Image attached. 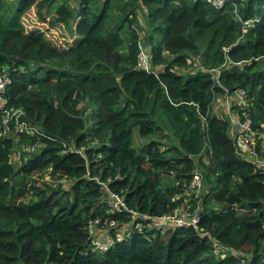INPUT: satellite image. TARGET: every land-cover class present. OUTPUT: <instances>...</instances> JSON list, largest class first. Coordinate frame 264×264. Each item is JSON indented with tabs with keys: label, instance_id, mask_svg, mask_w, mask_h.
<instances>
[{
	"label": "trees",
	"instance_id": "16d2710c",
	"mask_svg": "<svg viewBox=\"0 0 264 264\" xmlns=\"http://www.w3.org/2000/svg\"><path fill=\"white\" fill-rule=\"evenodd\" d=\"M33 7L71 35L79 20L77 46L26 35L19 19ZM1 76L0 103L44 136L5 135L0 113V264H264V167L237 149L231 114L213 111L246 91L264 158V0H0ZM18 136L40 151L19 164ZM49 168L71 189L39 183ZM110 193L156 217L185 204L199 227L129 234ZM98 219V237L115 239L106 252L88 230Z\"/></svg>",
	"mask_w": 264,
	"mask_h": 264
},
{
	"label": "built area",
	"instance_id": "2783aa9c",
	"mask_svg": "<svg viewBox=\"0 0 264 264\" xmlns=\"http://www.w3.org/2000/svg\"><path fill=\"white\" fill-rule=\"evenodd\" d=\"M227 0H213V5L216 8H222L226 4ZM225 51H228V49H224ZM143 66H148L147 64V56L142 53L140 58ZM188 63L191 64V60H188ZM213 73V79L219 81V76L221 74L220 70L213 69L211 70ZM10 84V80L6 76L0 77V92H5L6 87ZM236 97L239 103V106L246 110L248 107V101H247V92L244 90H238L236 92ZM0 103V113L4 114L3 117V128L4 133L7 136H13L15 134L18 135H29L32 138H39V136H44V134L40 131V129L33 125H29L27 121H25L23 118L25 116V113L23 109H15L11 108L10 110L5 109V106ZM233 125L237 126L236 129V146L237 149L243 153L246 154L249 158H253L261 164L264 167V158L261 159L257 150L255 144L252 142V137L256 135L254 131V124L253 120L251 118V114L248 111L247 114H245V119L242 121H235L233 119ZM28 151L35 153H40L39 151V144H32L27 148ZM30 154L27 159H30V156L33 155ZM12 159L14 160V163L17 162V153L12 155ZM27 159H24V162H26ZM50 171L52 172V169L50 168ZM51 172L47 176L46 174V180L50 182L49 184L55 188V181L51 177ZM54 183V184H52ZM104 187H107V184H104ZM188 190H193L194 197L197 199L199 198L200 189L204 187L203 184V174L202 170L200 168L195 169L192 172V178L187 183ZM110 198L106 200V205L108 208V212L111 214H129L130 217V223L127 226L129 234H131L134 231H140V232H147V231H153V230H160V231H167L168 227L170 225H176V227L181 229H189L193 228L195 230L198 229V225L200 222V215L197 214V212H193L190 210V207H187L185 204H182L177 209H175L174 213L169 215H164L162 217H156L152 216L148 213H143L138 210L132 209L128 206L127 202L124 200L123 197L117 195L116 193H110ZM117 223L115 221H111L109 224L106 223V226L108 228H115L117 227ZM102 226V221L100 219L91 221L88 225L89 234L92 237V245L95 250L106 252L110 248V246L114 243L113 238H107L105 240L100 239L98 237L99 227ZM103 227V226H102ZM132 228L134 229L132 231ZM118 241L122 240V237L117 238Z\"/></svg>",
	"mask_w": 264,
	"mask_h": 264
},
{
	"label": "rangeland",
	"instance_id": "374dc122",
	"mask_svg": "<svg viewBox=\"0 0 264 264\" xmlns=\"http://www.w3.org/2000/svg\"><path fill=\"white\" fill-rule=\"evenodd\" d=\"M53 14H55V11H53ZM144 19V18H143ZM20 23L24 27V33L30 34L31 32L34 31H39L40 33L43 34L44 39L46 42H48L50 45H52L54 48H58L59 50H65V49H70L72 47L77 46L79 42V37L76 34V24L79 22V20L76 21L74 24V33L71 35V31L67 28V26L63 23L56 24L55 26L50 25L51 19L49 17H41L38 14V9L36 7H33L32 9L28 10L25 12L21 17H20ZM147 20V19H146ZM144 21V20H142ZM150 30L148 28L147 36L149 35ZM162 34H158L157 32L155 33V38H156V43L157 41H160L162 39ZM238 100L236 97V93L232 95H224L221 97H218L217 100L215 101L213 105V111L217 114L222 112V110H226L228 117L231 116L234 118V120L237 121H242L240 119L235 118L239 117L238 111L235 110V108H240V111L243 113V116L247 114V109L243 110L240 106L238 107ZM230 118V117H229ZM232 118V120H233ZM235 126V125H234ZM236 131V128L234 129ZM255 133H257L255 131ZM257 140H260V136L255 135L252 137V142L256 144ZM30 146L22 137H15V147L17 150V164L22 162L23 159H27V157L30 154H33L32 152L28 151L27 148ZM262 153H264V146L262 149ZM32 155L30 156V158ZM50 169L44 171V175L42 179H38L39 183L44 179L46 180V174L47 176L50 174ZM55 181V186L62 182L61 185L63 186L64 189H71L73 185V180L71 179H61L60 181ZM54 184V183H52ZM43 190H47V187L45 185L41 186ZM51 187V186H50ZM53 188V187H52ZM206 186L204 185L203 188H201L199 191L201 192L200 195H204L206 192ZM188 197H191L194 195L193 190H189V192L186 194Z\"/></svg>",
	"mask_w": 264,
	"mask_h": 264
},
{
	"label": "flooded vegetation",
	"instance_id": "af4514ba",
	"mask_svg": "<svg viewBox=\"0 0 264 264\" xmlns=\"http://www.w3.org/2000/svg\"><path fill=\"white\" fill-rule=\"evenodd\" d=\"M50 169V168H49ZM52 169V168H51Z\"/></svg>",
	"mask_w": 264,
	"mask_h": 264
}]
</instances>
